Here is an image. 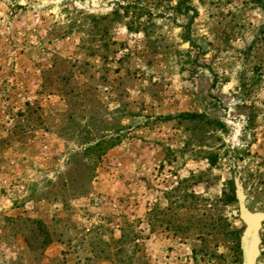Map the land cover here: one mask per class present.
Instances as JSON below:
<instances>
[{
  "label": "rangeland",
  "instance_id": "1",
  "mask_svg": "<svg viewBox=\"0 0 264 264\" xmlns=\"http://www.w3.org/2000/svg\"><path fill=\"white\" fill-rule=\"evenodd\" d=\"M249 251L264 264V0H0V264Z\"/></svg>",
  "mask_w": 264,
  "mask_h": 264
},
{
  "label": "trees",
  "instance_id": "2",
  "mask_svg": "<svg viewBox=\"0 0 264 264\" xmlns=\"http://www.w3.org/2000/svg\"><path fill=\"white\" fill-rule=\"evenodd\" d=\"M117 6V9H123L124 12L123 14L121 15L120 12L118 10H115L113 13H112V16L115 17L116 19H123L124 17H126V15H128V11L129 9H132L133 7V4H131L130 2H126V6H121L119 3H116L115 4ZM142 10H139L137 9V11H134L135 15H138L139 12H141ZM141 25V22L138 20V17H135V18H132L131 17V20L129 21L128 25H127V29H129L130 31H132V29L134 27H136L135 29H138V27ZM185 118H191V119H194V118H197V117H200L199 115L197 114H186L184 116ZM120 140L119 136H117L116 138L114 139H111L109 140L107 143H106V147L107 148H111L113 147L118 141ZM104 143V141H103Z\"/></svg>",
  "mask_w": 264,
  "mask_h": 264
},
{
  "label": "water",
  "instance_id": "3",
  "mask_svg": "<svg viewBox=\"0 0 264 264\" xmlns=\"http://www.w3.org/2000/svg\"><path fill=\"white\" fill-rule=\"evenodd\" d=\"M247 260H248V264H251V252L250 251L248 253Z\"/></svg>",
  "mask_w": 264,
  "mask_h": 264
},
{
  "label": "built area",
  "instance_id": "4",
  "mask_svg": "<svg viewBox=\"0 0 264 264\" xmlns=\"http://www.w3.org/2000/svg\"><path fill=\"white\" fill-rule=\"evenodd\" d=\"M94 204L97 205V199L94 200Z\"/></svg>",
  "mask_w": 264,
  "mask_h": 264
}]
</instances>
